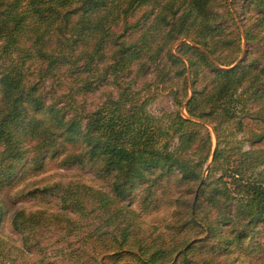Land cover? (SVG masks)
Returning <instances> with one entry per match:
<instances>
[{
    "label": "trees",
    "instance_id": "obj_1",
    "mask_svg": "<svg viewBox=\"0 0 264 264\" xmlns=\"http://www.w3.org/2000/svg\"><path fill=\"white\" fill-rule=\"evenodd\" d=\"M150 63L190 87L186 113L177 89L179 109L164 121L119 87ZM112 83L117 95L86 105V93ZM230 123L248 148L232 143ZM51 160L104 182L71 191L94 204L81 239L97 252L92 264H264V0H0V186L11 201L13 185ZM41 213L15 208L8 221L23 233Z\"/></svg>",
    "mask_w": 264,
    "mask_h": 264
},
{
    "label": "rangeland",
    "instance_id": "obj_2",
    "mask_svg": "<svg viewBox=\"0 0 264 264\" xmlns=\"http://www.w3.org/2000/svg\"><path fill=\"white\" fill-rule=\"evenodd\" d=\"M242 5L241 1L233 5L239 14L237 18L240 23L244 22L245 17L242 14ZM248 13L250 12L248 11ZM155 66V63H150L139 74L124 75L125 81L119 82V87L130 86L131 90H135V97L137 96L142 100H146L145 110L152 115L163 118L164 121H166L167 114L179 109L173 93L177 89L178 91L175 95L179 99H182L180 110L186 113L184 104L190 96V87L187 91L182 88V82L176 74V68H172L169 75H164L161 79V74H159L160 67L155 68ZM206 70L209 69L206 68ZM47 84L48 81L45 85ZM118 92H120V89L114 83L110 86L101 85L93 91L86 93L83 96V100L88 107H94L109 96L117 95ZM237 96L234 95V97ZM228 102L240 105L242 100L236 98L229 99ZM254 105L253 102L252 104L250 103V108H252V110L249 109L250 112L255 110ZM222 107L219 108L220 111H224ZM246 111L248 110H245L243 113ZM239 113L234 114V118L237 120L243 119L244 123L249 122L253 127L263 124L260 123L263 122L262 120H257L256 116L251 113H247L245 116H241ZM230 125L233 129V134L230 135L232 143H237L242 148H248L251 144V141L247 139L248 133H244L243 130H237L236 123H230ZM207 126L211 133L213 149L216 144L215 133L211 124L208 123ZM175 141L176 138L171 141L170 145L172 146ZM206 162L207 164L210 163V156ZM206 171L207 169L205 170L204 167V175H206ZM82 183L99 187L104 182L88 170L87 167L60 168L51 160L46 161L44 167L38 172L28 171L18 183L13 185L10 197H14L15 199L12 201L8 194L6 195L8 189L0 186V196L4 197L6 195L5 200L8 205L7 210L9 211L5 216V220L0 224V234L4 233L7 235L6 248L0 253V264H86L89 260H91L89 264H92L93 259L91 257L97 256V252L91 250V247L87 248L82 244L81 239L86 225H93L96 221V212L93 209L94 204H91L89 197L83 194H81L82 197L76 198L73 196L71 198V194L75 193L71 191H76V185H82ZM48 185L49 188L46 192L40 190ZM18 187H24L25 191L32 190V192L17 196L15 192ZM140 188L141 186L137 187L136 191H133L132 194L138 193ZM77 199L83 200L79 204ZM137 199L138 195L132 201V206H136ZM20 207L33 211L36 209L43 210L42 215L39 217V223L30 231L26 230L23 233L14 230L8 221L11 211ZM74 207H83V211L79 210V208L74 211ZM54 211H65V216L69 217V221L66 218L59 219L52 216L51 213ZM80 212H83L84 215L80 214ZM153 215L155 213L145 217L150 219ZM73 221L76 227L70 226L71 224L69 223ZM24 238L27 241H24Z\"/></svg>",
    "mask_w": 264,
    "mask_h": 264
}]
</instances>
